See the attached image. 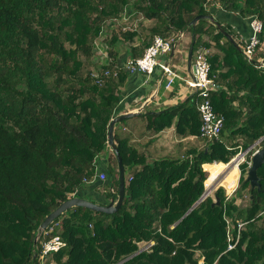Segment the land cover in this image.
<instances>
[{"label":"trees","instance_id":"16d2710c","mask_svg":"<svg viewBox=\"0 0 264 264\" xmlns=\"http://www.w3.org/2000/svg\"><path fill=\"white\" fill-rule=\"evenodd\" d=\"M216 7L264 23V0H0V264H39L41 243L55 235L65 247L49 255L47 264H264V165L258 170L261 191L251 189L245 181L251 151L239 166L233 198L221 187L192 209L206 191L203 165L227 164L260 140L256 148L264 150V68L257 58L248 61L210 21L190 26ZM126 14L153 22L140 34H122L130 59L141 58L154 36L174 40L182 32L193 36V54L207 52L217 85L211 104L224 118L220 140L200 137L196 93L144 116L147 130L160 133L177 119L179 135L204 143L182 158L148 162L115 127L125 168L120 209L105 214L72 208L36 242L46 217L81 197L96 177L97 161L108 153L109 125L132 74L118 59L120 35L105 32ZM103 33L107 57L100 62ZM138 35L142 42L132 44ZM262 44L264 32L258 49ZM106 173L108 182L97 188L105 189L110 202L119 190L114 153ZM227 219L234 237L238 223L244 224L231 251Z\"/></svg>","mask_w":264,"mask_h":264},{"label":"crops","instance_id":"0c3cea01","mask_svg":"<svg viewBox=\"0 0 264 264\" xmlns=\"http://www.w3.org/2000/svg\"><path fill=\"white\" fill-rule=\"evenodd\" d=\"M211 14L212 17L223 26V28L232 31L235 34L236 37L233 39L237 44L239 42L242 43V46L238 44L242 49L250 34L251 19H242L238 14L228 13L222 7H216L212 9ZM182 33L183 36H181L179 33L178 36L174 38L176 42L174 52L162 58V60L169 62L172 70L179 77L170 89L164 88L165 81H161L162 74L159 72V70L149 77L143 74L129 75L127 83L121 89L122 102L118 107L116 117L123 114L136 112H138V115L126 119L125 122H121L115 127L119 126L118 128L120 136L127 138L131 146L136 148L139 152L144 153L148 162H152L158 158L164 157L175 159L182 158L187 149H200L197 138H184L177 133L175 126L177 119L174 120L173 125L170 128H167L160 133H154L151 130H147L146 126L149 123L147 119L144 118V116L158 114L170 107L179 105L187 98L192 96V94H194L184 82L185 79L190 78L192 75V67H188V53L189 49L191 48L193 36L189 32ZM137 38L140 39L141 37L138 35ZM141 42V39L140 42L137 43L133 38L132 44L138 45ZM117 51L119 53L118 59L120 62L130 60L131 53H129V47L124 53H121L118 47ZM256 58L258 63L260 61L264 63V44H262L258 49ZM241 151L242 149H240V152ZM112 154L113 152L109 147L108 153L103 155L102 158L97 161L96 177L93 182L85 184L82 191L80 192L81 198L95 202L97 204H102L105 202L103 196L105 189H98L97 187L100 184L104 185L107 183L108 178L102 181L100 179V175L107 174L106 165L108 164V157H110ZM206 165L209 166L214 164ZM206 165H203L204 170ZM237 169L239 170V168ZM231 170L232 168L230 167L225 171V173H223L222 176L224 179L231 172ZM213 191L215 192L216 190ZM211 193L208 196H211ZM108 203L109 202H105L104 205ZM152 244L153 243H150V245L147 246H151ZM147 246H145L144 249ZM199 264H202V261H200Z\"/></svg>","mask_w":264,"mask_h":264},{"label":"built area","instance_id":"2783aa9c","mask_svg":"<svg viewBox=\"0 0 264 264\" xmlns=\"http://www.w3.org/2000/svg\"><path fill=\"white\" fill-rule=\"evenodd\" d=\"M263 32V21L256 17H253L250 21V34L245 41L244 47H242L243 54L248 61L253 62L256 59L258 46H260L261 44V36ZM180 34L181 36H183V33ZM175 45V40H166L163 37L154 36L151 44L146 48L143 56L136 60L130 59L126 61L124 69L129 74H143L147 77L153 75L159 70V72L162 74L161 81L165 80L164 88L170 89L179 77L172 70L169 62L162 60V58L171 54L175 49ZM260 63V67L264 68V63H262L261 61ZM191 67L192 75L190 78L185 79L184 82L193 93H196L198 95L200 99L199 103L197 104V111L200 115L201 120L199 130L200 137L207 141H218L220 140V135L224 127V118L223 116L215 113L211 104V95L217 89V85L211 78V65L208 60L207 52H195L193 54ZM250 151L252 152L253 156L256 152H258V149L256 148V146H253L245 152H240L229 163L224 164L226 166L225 169L230 168V165H232V167L236 166L238 168L240 164L245 162V156ZM250 165L251 163H249V167ZM222 175L223 174L219 175L218 178H216L214 184L210 187H207V190H211L212 188L213 190H217L218 188L222 187L226 192L227 199H230L238 189L240 176L239 178H237L236 185L232 188L231 191H228L227 188L222 184V181L224 180V177ZM105 178L106 177L104 174L100 175L101 180H105ZM226 221L228 224L227 251H231L236 248V245L241 238L244 224L238 223L236 236L234 237L233 233L231 232L232 230L230 221L228 219ZM58 226L59 225L56 224L54 227H50L48 231L39 229L38 234L39 236H42L43 234L49 235ZM38 237L36 242L38 241ZM64 247L65 243L58 235H55L49 240L41 243V250L38 254L39 264H45L44 261L49 255L60 251Z\"/></svg>","mask_w":264,"mask_h":264},{"label":"water","instance_id":"95a60500","mask_svg":"<svg viewBox=\"0 0 264 264\" xmlns=\"http://www.w3.org/2000/svg\"><path fill=\"white\" fill-rule=\"evenodd\" d=\"M200 20H208L211 23H213L218 30L238 49L241 51L240 46L235 42V40L231 37V35L223 28V26L218 23L212 16H204L199 15L195 17L192 22L190 23V26H195L196 23ZM174 52V51H173ZM193 59V46L189 49L188 53V67L191 68ZM138 115V112L136 113H127L123 114L121 116H118L114 118L110 125H109V132H108V145L111 148L112 152L115 154L117 163H118V170H119V190L118 195L116 198L112 199L108 204L102 205L97 204L89 200H85L81 197H74L70 200L62 203L54 212H52L50 215L46 217L42 225L40 226L41 230H46L50 224L56 220L60 215L65 213L68 210H71L75 207H82L86 208L95 212H102L105 214H113L115 213L120 207L122 206L124 202L125 197V168L123 166L122 158L119 153L118 147L114 141V127L116 124L120 123L121 121H124L126 119L132 118L134 116ZM261 141V140H260ZM258 141L253 146H257L259 144ZM251 146V147H253ZM264 165V150H258L252 158H251V165L249 167V170L247 172L246 176V182L250 184L251 189H257L258 191H261V183L260 178L258 176V170ZM209 195V191L206 189L203 196L199 199V201L193 206L192 209H194L200 202H202L205 198H207ZM213 205H220V201L216 199L215 203ZM36 258V256L34 257Z\"/></svg>","mask_w":264,"mask_h":264},{"label":"rangeland","instance_id":"374dc122","mask_svg":"<svg viewBox=\"0 0 264 264\" xmlns=\"http://www.w3.org/2000/svg\"><path fill=\"white\" fill-rule=\"evenodd\" d=\"M132 17H131V15L126 14L123 18H121L120 21H116L110 28L107 29L108 31L105 32L106 34H108V33L111 34L114 31L115 33L120 35L119 36L120 37L119 38L120 44L117 47L119 48V51L121 53L126 52L127 48L129 47V44H130L128 41H126L124 39V37H122L123 33H125V32H128V33H140L143 30L145 31L149 27L152 26V21L144 20L142 18H140V19H132ZM105 33H103L102 37L99 39V41L97 43L98 50L96 51V56H97L98 60H100V62H105L106 61V57H107V53L105 51V46L103 45V41H102V39H104V37H105ZM133 38H134L135 42H137V43L140 42L141 38L139 39V38H137V36H134ZM132 42H133V40H132ZM198 142H199L198 146L200 148H202L204 143L202 141H200V140H198ZM253 149H255V148H253ZM247 150H245V151H247ZM245 151L242 150L241 152H245ZM230 166L232 167V165H230ZM239 174H240V169L238 170V176H239ZM107 182H108V179H107ZM206 189H207V186L205 184V190ZM212 190H213V188L211 190H208V191H209V193L212 192L211 193L212 194L211 197H214V191H212ZM234 196H235V193H234L233 197ZM233 197H231V198H233ZM38 236H39V234H37V237ZM37 237H36L35 240H37ZM39 237H38V239H39ZM44 263L47 264V261L45 260Z\"/></svg>","mask_w":264,"mask_h":264},{"label":"bare ground","instance_id":"6f19581e","mask_svg":"<svg viewBox=\"0 0 264 264\" xmlns=\"http://www.w3.org/2000/svg\"><path fill=\"white\" fill-rule=\"evenodd\" d=\"M226 166L224 164H214V165H206L205 170L209 173V176L206 180V186L210 187L214 184L216 178L219 175L223 174L226 171ZM238 177V169L236 166L232 167L231 172L226 176V178L222 181V184L227 188L228 191H231L232 188L236 185Z\"/></svg>","mask_w":264,"mask_h":264}]
</instances>
